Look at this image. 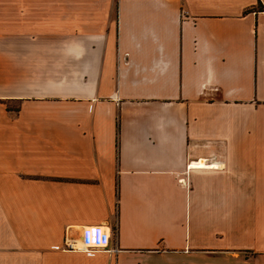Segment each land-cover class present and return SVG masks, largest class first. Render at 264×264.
Masks as SVG:
<instances>
[{
  "label": "crops",
  "instance_id": "1",
  "mask_svg": "<svg viewBox=\"0 0 264 264\" xmlns=\"http://www.w3.org/2000/svg\"><path fill=\"white\" fill-rule=\"evenodd\" d=\"M0 264H264V0H0Z\"/></svg>",
  "mask_w": 264,
  "mask_h": 264
},
{
  "label": "built area",
  "instance_id": "2",
  "mask_svg": "<svg viewBox=\"0 0 264 264\" xmlns=\"http://www.w3.org/2000/svg\"><path fill=\"white\" fill-rule=\"evenodd\" d=\"M191 163H188L190 166ZM115 230L108 227L84 226L80 234L66 232L63 238V245L66 249H90L95 247L106 248L116 251L117 247L112 240V234Z\"/></svg>",
  "mask_w": 264,
  "mask_h": 264
}]
</instances>
